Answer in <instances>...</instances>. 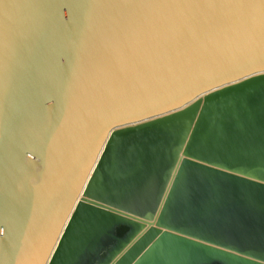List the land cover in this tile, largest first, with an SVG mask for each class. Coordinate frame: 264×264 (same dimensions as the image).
<instances>
[{"label": "water", "instance_id": "water-1", "mask_svg": "<svg viewBox=\"0 0 264 264\" xmlns=\"http://www.w3.org/2000/svg\"><path fill=\"white\" fill-rule=\"evenodd\" d=\"M0 264H264V0H0Z\"/></svg>", "mask_w": 264, "mask_h": 264}, {"label": "snow or ice", "instance_id": "snow-or-ice-1", "mask_svg": "<svg viewBox=\"0 0 264 264\" xmlns=\"http://www.w3.org/2000/svg\"><path fill=\"white\" fill-rule=\"evenodd\" d=\"M240 3H244V0H240Z\"/></svg>", "mask_w": 264, "mask_h": 264}]
</instances>
